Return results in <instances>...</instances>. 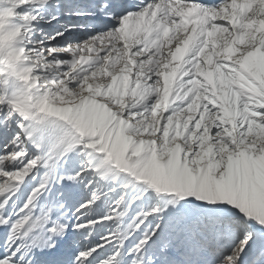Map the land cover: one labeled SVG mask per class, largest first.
<instances>
[{
	"label": "snow or ice",
	"instance_id": "obj_1",
	"mask_svg": "<svg viewBox=\"0 0 264 264\" xmlns=\"http://www.w3.org/2000/svg\"><path fill=\"white\" fill-rule=\"evenodd\" d=\"M0 264H264V0H0Z\"/></svg>",
	"mask_w": 264,
	"mask_h": 264
}]
</instances>
